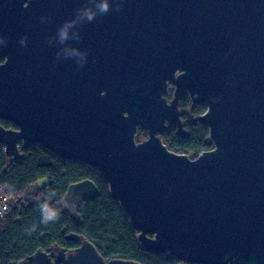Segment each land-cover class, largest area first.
Returning a JSON list of instances; mask_svg holds the SVG:
<instances>
[{
    "label": "water",
    "instance_id": "1",
    "mask_svg": "<svg viewBox=\"0 0 264 264\" xmlns=\"http://www.w3.org/2000/svg\"><path fill=\"white\" fill-rule=\"evenodd\" d=\"M1 58L8 157L40 144L96 167L148 251L264 264V0H0ZM186 95L215 146L196 159L163 142L169 125L186 135ZM97 195L85 180L65 202L76 213ZM54 251L33 264H141L87 239Z\"/></svg>",
    "mask_w": 264,
    "mask_h": 264
},
{
    "label": "trees",
    "instance_id": "2",
    "mask_svg": "<svg viewBox=\"0 0 264 264\" xmlns=\"http://www.w3.org/2000/svg\"><path fill=\"white\" fill-rule=\"evenodd\" d=\"M174 89L168 91L172 99ZM186 135L169 125L163 142L176 153L196 159L201 153L213 150L209 128L199 119L207 111L203 103L192 102L186 95L180 102ZM7 129L12 123L0 120ZM147 138L139 129L137 142ZM23 159L15 161L5 153L0 142V195L9 199L5 223L0 222V264H33L32 257L39 251L50 252L55 247L74 251L84 239L95 245L105 260L137 261L141 264H180L144 249L138 241L139 232L111 192L109 184L96 167L78 159H65L40 144L24 147ZM47 180L43 186L38 183ZM85 180L98 188L96 198L87 200L80 212H70L65 196L69 187ZM55 213L48 219L44 208Z\"/></svg>",
    "mask_w": 264,
    "mask_h": 264
},
{
    "label": "built area",
    "instance_id": "3",
    "mask_svg": "<svg viewBox=\"0 0 264 264\" xmlns=\"http://www.w3.org/2000/svg\"><path fill=\"white\" fill-rule=\"evenodd\" d=\"M9 208V200L8 198L2 193L0 195V222L4 223L6 220V215L8 214Z\"/></svg>",
    "mask_w": 264,
    "mask_h": 264
},
{
    "label": "flooded vegetation",
    "instance_id": "4",
    "mask_svg": "<svg viewBox=\"0 0 264 264\" xmlns=\"http://www.w3.org/2000/svg\"><path fill=\"white\" fill-rule=\"evenodd\" d=\"M25 5H28V1L25 3ZM3 62H5V59L4 58H1L0 59V63H3ZM170 88H173L174 90H175V88H174V86L173 85H171L170 87H169V89ZM169 89H168V91H169ZM173 96H174V94H173ZM172 99H173V97H172ZM172 99H170V100H168V97H167V100L168 101H171ZM149 138V135H148V132H147V138L146 139H148ZM145 139V140H146ZM55 249V248H54ZM67 252H72V251H67ZM49 255H52V254H54L55 253V251L53 250V251H50V252H47ZM56 262H55V260H54V264H55ZM181 263V262H180ZM22 264V263H21ZM23 264H27V263H23Z\"/></svg>",
    "mask_w": 264,
    "mask_h": 264
},
{
    "label": "clouds",
    "instance_id": "5",
    "mask_svg": "<svg viewBox=\"0 0 264 264\" xmlns=\"http://www.w3.org/2000/svg\"><path fill=\"white\" fill-rule=\"evenodd\" d=\"M102 10H105L106 11L107 10V6L105 5ZM44 211L47 214L48 219H53L55 217V213L50 212L47 207L44 208Z\"/></svg>",
    "mask_w": 264,
    "mask_h": 264
},
{
    "label": "rangeland",
    "instance_id": "6",
    "mask_svg": "<svg viewBox=\"0 0 264 264\" xmlns=\"http://www.w3.org/2000/svg\"><path fill=\"white\" fill-rule=\"evenodd\" d=\"M47 183V180L45 179V180H41V181H39V183H38V185L39 186H43V185H45ZM9 200V199H8ZM5 223V222H4ZM3 223V224H4Z\"/></svg>",
    "mask_w": 264,
    "mask_h": 264
}]
</instances>
